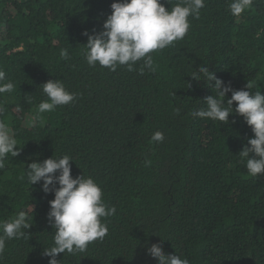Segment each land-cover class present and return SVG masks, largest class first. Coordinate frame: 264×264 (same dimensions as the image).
I'll return each mask as SVG.
<instances>
[{
	"label": "trees",
	"instance_id": "1",
	"mask_svg": "<svg viewBox=\"0 0 264 264\" xmlns=\"http://www.w3.org/2000/svg\"><path fill=\"white\" fill-rule=\"evenodd\" d=\"M114 2L0 0V68L15 83L0 95V119L19 144L0 169V221L23 210L32 224L26 237L8 241L0 264H49L54 193L21 176L30 163L63 154L74 157L73 178H94L117 211L103 240L58 254L60 264H159L147 253L154 243L190 264H264V175L250 176L239 155L254 134L235 111L227 124L193 116L215 90L191 77L206 65L233 90L249 83L264 94V0L240 17L230 0H206L186 36L152 53L156 70L143 74L142 61L135 71L86 63L83 33L103 30ZM161 2L170 9L177 0ZM55 79L77 98L28 127L46 99L40 86ZM156 131L162 143L151 141Z\"/></svg>",
	"mask_w": 264,
	"mask_h": 264
},
{
	"label": "clouds",
	"instance_id": "2",
	"mask_svg": "<svg viewBox=\"0 0 264 264\" xmlns=\"http://www.w3.org/2000/svg\"><path fill=\"white\" fill-rule=\"evenodd\" d=\"M171 4V0H167ZM206 0H177L170 9H166L161 0H120L111 4V14L107 16L103 30L93 34L85 31L87 44L83 53L90 67L97 65L116 71L126 66L128 71H135V65L143 62L140 74L144 70L154 72L155 62L152 53L174 45L182 40L191 27V18L198 19L200 10L205 7ZM253 5V0H230L228 8L234 17H240ZM260 33H257L259 36ZM65 60L69 52L63 49L60 53ZM191 77L196 81L207 83V87L215 90V94L204 99L206 107L192 112L202 119H211L228 123L229 115L234 111L241 115L251 127L253 137L249 138L239 152L246 159V169L252 177L264 175V94L260 90L253 91L254 85L247 83V90H233L225 85L213 71L202 65ZM215 82L214 85L211 82ZM189 86V85H188ZM46 99L38 104L37 111L26 124L38 127L45 123L44 113L54 111L58 106L69 105L77 98V93L67 90L61 79L49 80L42 86ZM15 83L0 68V95L12 93ZM231 92V98L226 99ZM174 95V93H173ZM31 103V99L28 101ZM233 102H236L235 109ZM20 107L17 106V111ZM4 105L0 104V114ZM163 132L156 131L151 137L154 143H162ZM19 146L12 128L0 119V169L5 161L19 155ZM70 154H63L32 162L21 179L27 178L30 185L42 183V190L54 193L49 201L48 220L55 229L52 246L44 249V255L50 257L49 264H60L56 259L60 253H83L90 243L103 240L108 234L107 218L116 214V207L103 199L104 193L99 184L90 176L80 175L73 178ZM150 166L151 160H145ZM25 211L18 212L15 217L0 221V256H3L8 241L27 236L32 226ZM147 253L159 264H190L186 257L176 254H165L160 243L147 248Z\"/></svg>",
	"mask_w": 264,
	"mask_h": 264
},
{
	"label": "rangeland",
	"instance_id": "3",
	"mask_svg": "<svg viewBox=\"0 0 264 264\" xmlns=\"http://www.w3.org/2000/svg\"><path fill=\"white\" fill-rule=\"evenodd\" d=\"M36 111H37V109L35 110V113H36ZM44 114H46V113H44ZM44 114H43V116H44ZM44 119H45V117H44Z\"/></svg>",
	"mask_w": 264,
	"mask_h": 264
}]
</instances>
